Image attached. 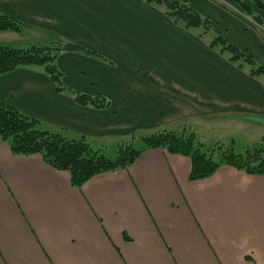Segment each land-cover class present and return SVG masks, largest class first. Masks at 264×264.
Masks as SVG:
<instances>
[{"label": "crops", "instance_id": "crops-1", "mask_svg": "<svg viewBox=\"0 0 264 264\" xmlns=\"http://www.w3.org/2000/svg\"><path fill=\"white\" fill-rule=\"evenodd\" d=\"M189 1L208 31L144 0H0V15L23 25L0 32V46L53 36L77 47L57 56L58 85L42 67L0 75V103L105 156L180 121L260 127L264 73H251L264 69V8ZM216 38L253 65L211 48ZM189 170L187 157L144 149L75 189L68 173L0 140V264H264V176L223 165L189 181Z\"/></svg>", "mask_w": 264, "mask_h": 264}, {"label": "trees", "instance_id": "trees-1", "mask_svg": "<svg viewBox=\"0 0 264 264\" xmlns=\"http://www.w3.org/2000/svg\"><path fill=\"white\" fill-rule=\"evenodd\" d=\"M149 5L160 6L164 15L173 22L182 24L185 29L200 28L208 31L212 22L201 17L190 8L189 0H144ZM245 14L250 15V7L241 0H231ZM255 6H264L258 0H249ZM23 27L17 21L0 15V32H19ZM211 48L219 47L230 55L231 62L251 64L244 53L216 38L210 43ZM76 46L60 41L46 47H27L15 49L0 46V75L22 67H42L44 72L58 85L59 74L55 60L61 52L75 50ZM264 73V69L255 67L252 75ZM61 88L57 87L56 91ZM79 104H86L88 99L75 96ZM98 103H102L99 101ZM38 122L20 114L14 107L0 103V140L7 143L10 152L18 156L38 155L52 169L66 172L70 186L78 189L91 178L109 172L126 170L144 149H161L172 155L187 157L190 161L189 181H198L211 177L225 165L252 176H264V138L241 153H236L232 145L220 149H206L196 142L194 134L178 135L173 131H160L141 138L142 149L132 145L118 148L116 156L109 159L100 151H93L83 138L69 140L60 134L37 128ZM218 153V155H216Z\"/></svg>", "mask_w": 264, "mask_h": 264}, {"label": "rangeland", "instance_id": "rangeland-1", "mask_svg": "<svg viewBox=\"0 0 264 264\" xmlns=\"http://www.w3.org/2000/svg\"><path fill=\"white\" fill-rule=\"evenodd\" d=\"M52 37L50 36L46 46L52 43ZM237 123L239 122L232 120L195 119L175 122L160 131H173L178 135L194 134L196 142L202 144L206 149L214 148L217 150L231 144L236 153H241L250 149L253 145L261 143L264 138V121L259 124H262L260 127ZM37 128L52 131L51 128H43L41 125ZM133 147L140 149L143 144L137 140L134 142ZM114 152V147L107 148L106 157L113 159L115 157Z\"/></svg>", "mask_w": 264, "mask_h": 264}]
</instances>
